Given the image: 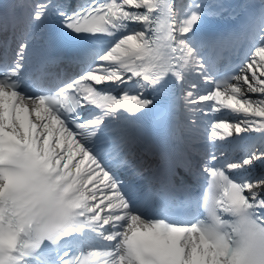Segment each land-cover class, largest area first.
<instances>
[{"label": "snow or ice", "instance_id": "obj_1", "mask_svg": "<svg viewBox=\"0 0 264 264\" xmlns=\"http://www.w3.org/2000/svg\"><path fill=\"white\" fill-rule=\"evenodd\" d=\"M0 264H264V0H0Z\"/></svg>", "mask_w": 264, "mask_h": 264}, {"label": "bare ground", "instance_id": "obj_2", "mask_svg": "<svg viewBox=\"0 0 264 264\" xmlns=\"http://www.w3.org/2000/svg\"><path fill=\"white\" fill-rule=\"evenodd\" d=\"M223 111L226 113V115L224 116V119H226V120H232L233 119V117H231L230 115L227 114L226 110H223ZM30 119H34V113L32 114V116H30Z\"/></svg>", "mask_w": 264, "mask_h": 264}]
</instances>
